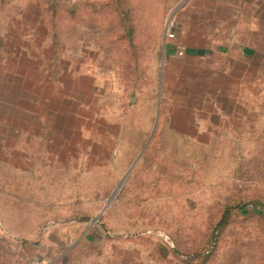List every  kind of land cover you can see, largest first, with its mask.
Instances as JSON below:
<instances>
[{
	"label": "rangeland",
	"instance_id": "obj_1",
	"mask_svg": "<svg viewBox=\"0 0 264 264\" xmlns=\"http://www.w3.org/2000/svg\"><path fill=\"white\" fill-rule=\"evenodd\" d=\"M123 1L0 0V69L40 95L0 105L15 260L201 264L229 204L202 264H264V0Z\"/></svg>",
	"mask_w": 264,
	"mask_h": 264
},
{
	"label": "trees",
	"instance_id": "obj_2",
	"mask_svg": "<svg viewBox=\"0 0 264 264\" xmlns=\"http://www.w3.org/2000/svg\"><path fill=\"white\" fill-rule=\"evenodd\" d=\"M123 1V0H122ZM123 3V4H122ZM61 3H54L52 5V11L53 14L56 15L59 13ZM63 6L70 8L72 12H75L78 4L77 3H71V4H64ZM124 6V1L121 2L119 8L118 4H116V9H119L118 15L120 18V21L123 22V27L125 32L122 33L123 37L128 41L129 43H132L134 40V24H132V13L130 10L126 9ZM122 19V20H121ZM56 44V43H55ZM60 58L59 55H57L56 65L58 67H53L51 72L48 73L49 80L52 79L53 82L56 80L62 82L60 79V72L62 71L63 67L62 62L58 60ZM12 69H0V105L2 109H8L12 110L8 111L10 114H12L14 117L19 116H29L33 118H36L37 116V102L39 98V92L38 87L33 86V84L36 82V77H27L30 78L24 79L23 77H20V71L16 67H10ZM15 79V82H14ZM18 80V82H16ZM35 80V81H34ZM29 81V82H28ZM59 88V86H57ZM53 95V92H48L47 95ZM64 95L62 97L66 96V93H63ZM7 105V106H6ZM9 106L11 108H9ZM1 110V109H0ZM2 114H9L7 111H0ZM11 116V115H10ZM258 202L255 203L254 206H257ZM262 205V204H261ZM234 207L232 205H226L220 219L217 221L216 225L214 226L212 230V236L208 238L207 240V247L208 249L206 253H203L204 251L196 252V256H202V263H204L210 256L213 248L215 247V243L218 240V237L220 236L221 229L228 223L230 220L231 214H233Z\"/></svg>",
	"mask_w": 264,
	"mask_h": 264
},
{
	"label": "crops",
	"instance_id": "obj_3",
	"mask_svg": "<svg viewBox=\"0 0 264 264\" xmlns=\"http://www.w3.org/2000/svg\"><path fill=\"white\" fill-rule=\"evenodd\" d=\"M16 243L12 239L11 232L6 230L5 227H0V264H20V261L15 260L14 252L15 250L14 245ZM65 251H58L56 255L53 257L52 264H65ZM50 264V263H49Z\"/></svg>",
	"mask_w": 264,
	"mask_h": 264
},
{
	"label": "built area",
	"instance_id": "obj_4",
	"mask_svg": "<svg viewBox=\"0 0 264 264\" xmlns=\"http://www.w3.org/2000/svg\"><path fill=\"white\" fill-rule=\"evenodd\" d=\"M31 264H49L45 259L43 258H32Z\"/></svg>",
	"mask_w": 264,
	"mask_h": 264
}]
</instances>
